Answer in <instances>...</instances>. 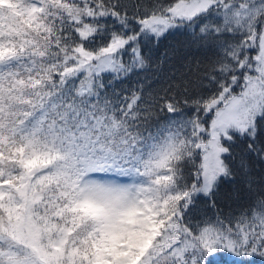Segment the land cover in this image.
Instances as JSON below:
<instances>
[{"label": "snow or ice", "instance_id": "obj_1", "mask_svg": "<svg viewBox=\"0 0 264 264\" xmlns=\"http://www.w3.org/2000/svg\"><path fill=\"white\" fill-rule=\"evenodd\" d=\"M264 264V0H0V264Z\"/></svg>", "mask_w": 264, "mask_h": 264}, {"label": "trees", "instance_id": "obj_2", "mask_svg": "<svg viewBox=\"0 0 264 264\" xmlns=\"http://www.w3.org/2000/svg\"><path fill=\"white\" fill-rule=\"evenodd\" d=\"M223 255H224V264H227L228 256H227V254H223Z\"/></svg>", "mask_w": 264, "mask_h": 264}]
</instances>
